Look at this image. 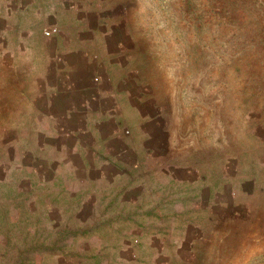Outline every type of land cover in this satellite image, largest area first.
Instances as JSON below:
<instances>
[{
  "label": "rangeland",
  "instance_id": "1",
  "mask_svg": "<svg viewBox=\"0 0 264 264\" xmlns=\"http://www.w3.org/2000/svg\"><path fill=\"white\" fill-rule=\"evenodd\" d=\"M108 1L185 152L213 157L211 201L188 193L148 222L56 203L31 174L29 73L24 87L12 70L0 80V264H264V0Z\"/></svg>",
  "mask_w": 264,
  "mask_h": 264
},
{
  "label": "crops",
  "instance_id": "2",
  "mask_svg": "<svg viewBox=\"0 0 264 264\" xmlns=\"http://www.w3.org/2000/svg\"><path fill=\"white\" fill-rule=\"evenodd\" d=\"M121 15L108 0H0V80L13 70L25 87L20 72L29 73L23 128L31 131V174L46 194L56 187V203L69 196V208L133 220L145 211L148 222L150 210L188 193L195 206L199 193L208 203L213 157L185 152L178 118L144 80ZM45 26L59 32L47 36Z\"/></svg>",
  "mask_w": 264,
  "mask_h": 264
},
{
  "label": "built area",
  "instance_id": "3",
  "mask_svg": "<svg viewBox=\"0 0 264 264\" xmlns=\"http://www.w3.org/2000/svg\"><path fill=\"white\" fill-rule=\"evenodd\" d=\"M57 31V29H52V30H50V31H46V35L47 36H50V35H52L53 33H55Z\"/></svg>",
  "mask_w": 264,
  "mask_h": 264
}]
</instances>
